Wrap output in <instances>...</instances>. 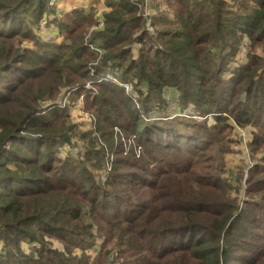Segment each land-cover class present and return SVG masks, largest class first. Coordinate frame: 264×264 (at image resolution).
<instances>
[{
  "label": "trees",
  "instance_id": "1",
  "mask_svg": "<svg viewBox=\"0 0 264 264\" xmlns=\"http://www.w3.org/2000/svg\"><path fill=\"white\" fill-rule=\"evenodd\" d=\"M50 1L0 0V264H264V164L242 207L223 162L205 165L216 145L229 152V120L264 151V0H151L152 32L145 0H105L99 31L94 9L56 18ZM49 15L45 43L35 31ZM108 73L131 92L98 81ZM72 88L94 118L83 160L58 157L68 116L42 108ZM114 128L138 158L121 157Z\"/></svg>",
  "mask_w": 264,
  "mask_h": 264
},
{
  "label": "rangeland",
  "instance_id": "2",
  "mask_svg": "<svg viewBox=\"0 0 264 264\" xmlns=\"http://www.w3.org/2000/svg\"><path fill=\"white\" fill-rule=\"evenodd\" d=\"M60 1L56 3V6L54 8H50V10L53 11L50 14L52 15L55 14V16L54 15L53 16L56 18L58 17V15L61 17L60 14L55 12L56 10L55 8L60 3ZM87 1H92V0H87ZM148 1H149L148 7L150 9L152 2L151 0ZM97 3L95 0H93L91 4L95 5ZM105 3L106 1L103 0L102 8H97V7L92 8L95 11V16L96 13H99V15L103 16L104 13L108 11V8L105 7ZM52 15L47 16V19H51ZM49 28L50 30L44 32L42 29L39 30V26H38V28L35 31L36 35L45 43H47V41L44 40L45 34L51 33L52 31L54 32V33L52 32L53 34L57 32L55 26L52 25ZM90 35L91 34L88 33L87 38ZM55 37L56 36H54L53 38ZM57 40L60 39L59 38L55 39V41ZM24 48L34 50V45L29 42H25ZM137 50L138 49L135 48L133 51L134 58L137 57V52H138ZM246 51L247 50L245 48L241 52V54L238 57V60L236 61L237 63H234L235 65L233 64V67H238L239 64L241 65V63L245 62L246 60L245 55L247 53ZM108 75L110 74L109 73L106 74L104 77H101L100 80L98 81L109 82L118 86L121 85L116 81L113 75L112 76L114 80L107 79ZM90 85H91L90 82H88L85 87L90 90L91 88ZM122 85L126 86V84H122ZM127 88L124 87V90L128 93L131 92L130 86H128ZM75 91L76 88L62 90L54 103L49 102L42 107L43 109H46V107L57 106L61 110H64L66 115L68 116L66 124L71 128V132L69 134L70 141L68 143L61 144L57 150V155L62 160L68 157H73L76 159L79 156H81V159L83 160L84 157L86 156V152L90 150L88 148V144H87L88 142L86 141V139H84L83 135H85L90 131H93L94 129V118L91 115V113H89L85 109L84 99L82 96L83 93L77 91L80 92L78 95L73 94ZM176 95H177L176 92L173 90H169L166 94V98L168 99L170 107L172 109L171 111H176L178 109V106L176 105ZM229 122L231 123V125L235 126V123L233 121L229 120ZM238 129L235 128L233 132H231V135L229 137L231 139V144L229 145V152L222 153L220 147H217L216 145L215 147L209 150L208 154H206L207 157L210 159V161L205 162V165L216 167L217 165L218 166L222 165L221 163L223 162L221 178L223 177L231 181L230 184L233 187V190L230 192L231 193L230 196L232 198L233 197L236 198L237 204H239V207H242L244 205V202L247 201V196L245 195V189H246V180L248 178V171H249L248 167L256 164H264V151L261 150L256 153L251 152L249 147V144L252 139L251 127H246L245 129H241V128ZM114 133H115L114 137L115 139H117V141L115 140L116 141L115 145L116 143L117 144L121 143L122 144L121 146L124 150V153L123 155H121V157L128 156L126 155V153H128V151H132L138 158L141 151H140L139 143L136 142L137 139L135 138V136L132 135L127 136L120 129L117 128H114ZM98 143L100 147H105L102 141L99 140ZM99 146H97V148ZM105 155L106 157H105L104 167L98 171L93 170L98 177L100 176V179L103 182L105 181L107 173L112 168L111 163H113L116 157L113 154H110L108 150L105 151ZM238 177H240V180H238ZM50 242L52 243V248L57 249L59 251L63 250L62 245L59 244L57 241L51 240ZM23 250L24 251L28 250L26 245H23ZM75 253L80 254V251ZM94 253H96V251L92 250V251H88L87 254H91L92 256H94Z\"/></svg>",
  "mask_w": 264,
  "mask_h": 264
},
{
  "label": "built area",
  "instance_id": "3",
  "mask_svg": "<svg viewBox=\"0 0 264 264\" xmlns=\"http://www.w3.org/2000/svg\"><path fill=\"white\" fill-rule=\"evenodd\" d=\"M58 1H60V0H51L50 2H49V8H54L55 6H56V3L58 2ZM227 3H229V4H231L232 3V0H225ZM148 0H145L144 1V12L142 13V16H143V18L145 19V25H146V28H147V30L148 31H150V32H152V28L150 27V23H151V15H152V11L149 9V7H148ZM52 18V17H51ZM58 18H60V16L58 15ZM48 20L49 19H47V17L46 16H44L42 19H41V21H40V23H39V30L40 29H42L44 32H47L48 30H50V28L48 27V25H47V22H48ZM95 21H96V23H95V26L92 28V31H99V30H101L102 28H103V22H104V19H103V16H101V15H99V13H96V16H95ZM53 32V31H52ZM47 33V34H45V38H44V40H46L47 42L48 41H50V40H52V39H54L53 37L54 36H56L57 34L55 33V34H53V33ZM139 47V45H135V48H138ZM134 48V49H135ZM93 50H94V48H92ZM95 50H97V49H95ZM98 51V50H97ZM107 79H110V80H114L113 79V76L110 74V75H108L107 76ZM120 86H124L125 88H127L128 86L126 85H120ZM123 87V88H124ZM128 89V88H127ZM234 127V129L236 128V129H238L237 127H236V125L235 126H233ZM238 130H240V129H238ZM252 166H254V165H251V166H249L248 167V169H250Z\"/></svg>",
  "mask_w": 264,
  "mask_h": 264
},
{
  "label": "crops",
  "instance_id": "4",
  "mask_svg": "<svg viewBox=\"0 0 264 264\" xmlns=\"http://www.w3.org/2000/svg\"><path fill=\"white\" fill-rule=\"evenodd\" d=\"M93 1V0H92ZM92 1L87 0H62L55 8V12L62 15L76 8H82L85 10H89L93 7L102 8L103 0H95L97 4H91ZM102 3V4H101Z\"/></svg>",
  "mask_w": 264,
  "mask_h": 264
}]
</instances>
